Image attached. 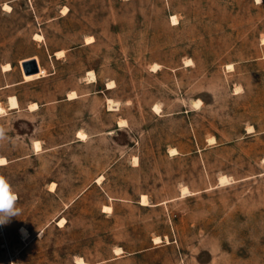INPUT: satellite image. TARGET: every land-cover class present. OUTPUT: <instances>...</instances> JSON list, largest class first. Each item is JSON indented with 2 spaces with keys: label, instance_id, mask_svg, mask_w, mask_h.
Masks as SVG:
<instances>
[{
  "label": "rangeland",
  "instance_id": "1",
  "mask_svg": "<svg viewBox=\"0 0 264 264\" xmlns=\"http://www.w3.org/2000/svg\"><path fill=\"white\" fill-rule=\"evenodd\" d=\"M0 104V264H264V0H0Z\"/></svg>",
  "mask_w": 264,
  "mask_h": 264
},
{
  "label": "bare ground",
  "instance_id": "2",
  "mask_svg": "<svg viewBox=\"0 0 264 264\" xmlns=\"http://www.w3.org/2000/svg\"><path fill=\"white\" fill-rule=\"evenodd\" d=\"M5 9L7 10V11H11L12 10V6L11 5H9V4H6L5 5ZM178 18L176 17V16H173L172 17V24H178ZM88 40L89 41H91L92 40V37H90V38H88ZM64 52L63 51H60V52H57V55H62ZM5 67V70L6 71H9V70H11V65L10 64H8V65H6V66H4ZM40 68V70H39V72H37V73H34V74H26L25 72H24V77H25V79L26 80H33V79H36V78H39V77H41L42 75H44L45 73H46V71H45V69H43L42 67H39ZM92 73V72H91ZM92 79H93V81H96V77H95V75L92 73ZM113 83H109L108 84V87H110L111 85H112ZM76 93L74 92V93H71L70 94V96H69V98L70 99H73V98H75L76 97ZM198 102H200V101H198ZM109 105H110V108L111 109H119V107H120V103L119 102H117V101H115V100H112V99H109ZM38 107V104H36V103H33L31 106H30V109L31 110H34V109H36ZM17 108H20V103H19V101H18V99H17V97L16 96H13V97H10V99H9V109H17ZM157 108H160V107H157ZM4 113H6V109L0 104V115H2V114H4ZM126 125V121L125 120H121L120 122H119V126L121 127V126H125ZM253 127H250L249 128V132H252L253 131ZM78 137L80 138V139H85L86 137H87V135H86V133H84V132H82V131H80L79 133H78ZM215 138H212V140H214ZM34 148H35V150L36 151H41L42 150V147H41V143L39 142V141H36L35 143H34ZM171 153L172 154H177L178 153V151H177V149L176 148H172L171 149ZM9 163V161L5 158V157H0V166H2V165H6V164H8ZM53 186H54V184H53ZM184 194L185 193H187L188 192V188L187 187H184ZM142 204H144V205H146V204H148V199H147V197L145 196V195H143V197H142ZM112 207L111 206H105V211H112ZM67 221H66V219L65 218H62L60 221H59V225H61V226H64V224L66 223ZM22 229H24L25 230V232H24V234H22V232H21V230ZM20 233H21V237L23 238V239H27V238H29L30 237V232H29V230L26 228V227H21L20 228ZM40 235H42V232L40 233ZM159 240H160V238L159 237H157V238H155V242H159ZM119 250H120V248H118ZM118 250V251H119ZM76 263L77 264H86L85 263V260L83 259V258H77L76 259Z\"/></svg>",
  "mask_w": 264,
  "mask_h": 264
},
{
  "label": "clouds",
  "instance_id": "3",
  "mask_svg": "<svg viewBox=\"0 0 264 264\" xmlns=\"http://www.w3.org/2000/svg\"><path fill=\"white\" fill-rule=\"evenodd\" d=\"M6 137L0 133V142ZM21 215V210L17 206V196L13 192L7 179L0 176V226L7 225L11 223L14 217ZM24 234L25 230H21Z\"/></svg>",
  "mask_w": 264,
  "mask_h": 264
},
{
  "label": "water",
  "instance_id": "4",
  "mask_svg": "<svg viewBox=\"0 0 264 264\" xmlns=\"http://www.w3.org/2000/svg\"><path fill=\"white\" fill-rule=\"evenodd\" d=\"M24 72L26 74H34L39 72L40 68L36 60L30 59L23 62Z\"/></svg>",
  "mask_w": 264,
  "mask_h": 264
},
{
  "label": "built area",
  "instance_id": "5",
  "mask_svg": "<svg viewBox=\"0 0 264 264\" xmlns=\"http://www.w3.org/2000/svg\"><path fill=\"white\" fill-rule=\"evenodd\" d=\"M3 240H4V230L2 226H0V245L2 247H5V243L3 242Z\"/></svg>",
  "mask_w": 264,
  "mask_h": 264
}]
</instances>
